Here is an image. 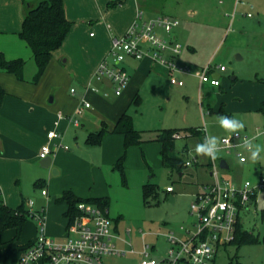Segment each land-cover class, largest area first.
Here are the masks:
<instances>
[{
  "label": "rangeland",
  "instance_id": "374dc122",
  "mask_svg": "<svg viewBox=\"0 0 264 264\" xmlns=\"http://www.w3.org/2000/svg\"><path fill=\"white\" fill-rule=\"evenodd\" d=\"M102 1L71 0L69 4L75 15L79 12V15H91L96 10L94 4L99 6ZM113 1H118V4L111 6ZM242 1L245 4L238 7L233 17L236 0H139L145 17L167 15L178 20L172 31L159 29V32L166 38L177 35L182 57L190 60L191 64L205 66L211 61L214 66L224 65L227 70L221 72L220 86L204 84L201 92L203 105L200 102V79L195 76H180L185 86H164L162 95L146 88L141 102L133 103L129 108L135 126L144 130L143 138L152 137L154 129L160 125L176 128L206 126L207 131L195 135L181 132L177 137L176 154L182 157L184 163L191 162L185 164L181 172L163 165L157 142H147L144 150L139 147L142 145L131 146L124 163L125 180L121 171L114 168L116 161L111 162L115 145L90 143V131L96 129L93 126H72L63 145L69 148L65 152L74 153L77 159L63 164V171L57 176L52 170H42V179H46L51 195L50 202L46 199L48 207L60 204L57 189L62 183L78 190L82 197L92 194L108 196L107 210L112 224L114 227L117 225L119 236L131 242L135 249H141L145 235L144 240L154 245L151 257L161 261L170 246L166 234L174 232L182 235L181 226L188 228L193 225L195 217L190 213V205L195 201L196 193L215 179L211 174L214 169L212 159L197 155V144L203 143L207 136L218 138L220 151L215 160L219 163L225 159L229 168L217 164V169L222 177L230 181H257L264 174V151L253 162L250 152L244 150L247 161L241 162L234 151L227 152L220 147L222 138L233 134L220 127L217 118L221 115L243 121L245 126L239 131L241 134L253 136L259 126H264V113L258 109L264 100V0ZM107 4L110 8L120 5L119 0H107ZM247 12H251L252 16L249 17ZM90 18L93 17L86 21ZM76 84L74 81L67 87L62 86L69 91L71 85L76 89ZM74 116L81 123L87 112ZM252 143L264 147V135ZM148 183L156 185L159 193L146 199L144 185ZM167 186H172L174 191H167ZM25 194V203L29 198L37 204L41 202L39 190L35 192L31 185L25 186ZM47 213V234L65 238L69 224V218L65 220V212ZM240 216L243 220L241 228L258 234L260 242L222 245L214 264H264V198L261 197L257 206H252L250 210H241ZM37 226V220L29 215L19 239H14L15 229L9 228L4 232L0 240V264H18L22 253L18 247L37 236ZM62 228L63 235L59 236ZM128 229L130 232H127ZM141 259L142 255L134 252L103 256L101 261L102 264H142Z\"/></svg>",
  "mask_w": 264,
  "mask_h": 264
},
{
  "label": "crops",
  "instance_id": "0c3cea01",
  "mask_svg": "<svg viewBox=\"0 0 264 264\" xmlns=\"http://www.w3.org/2000/svg\"><path fill=\"white\" fill-rule=\"evenodd\" d=\"M27 1L36 0H0V51L4 53L7 59L23 58L26 60L24 80H20L15 74L0 68V84L6 90L0 109V193L8 206L17 208L23 205L28 210L30 207L29 200L32 198H29L27 203H25V186L31 185L34 191L38 192L39 190L41 195V202L38 204L34 202L33 208L37 211L43 210L48 223L47 212H66L68 205L66 202L58 201L60 203L58 206L48 207L49 203L46 202V199L50 202L49 196L51 195L46 179H42V170L49 169L51 171L53 167H56L58 173L54 174V176H57L63 171V164L70 159H77V155L74 153L65 152L69 148H57L56 146V144H63L70 127L85 128V126H93L96 129L90 131L91 135L106 128L108 132L102 137L101 142L102 145L104 143L115 145L114 153L110 156L111 162L114 163L124 151V135L112 132L119 117L124 112H127L133 118L129 108L133 103L141 102L142 92L146 88L151 89L156 95H162V87H168V85L171 87H183L185 82L182 86L171 84L169 68L163 63L154 60L151 56H146L143 59L128 56L123 62V66L130 74V80L122 94L116 96L111 82L108 79L97 80L95 72L101 62L108 61L112 63L114 61L111 53L112 40L116 36L125 34L135 21L138 11L141 10L139 0H121L122 3L113 8H110L107 0H104L99 6L94 4L96 5V10L91 15H79L80 12L75 15V12L71 11L70 8L69 3H71V0H64L66 16L74 23L63 44L54 51L53 57L38 84L33 83L32 81L38 67L31 46L20 36ZM244 4L235 2L234 10L237 12L238 7ZM91 16L93 18L86 21ZM160 34L165 36L163 33ZM173 37L177 40L176 34ZM173 37L170 36L168 39ZM166 55L179 63L189 64L195 68L202 67L197 64H191V61L185 59L186 57H182L181 53L175 56L170 52H166ZM213 73L219 75V70L216 69ZM182 75L198 77L191 73H180L179 77ZM74 81L77 83V87L75 93L72 94L70 91L73 86L71 85L69 91H66V87ZM200 83V93L204 90L205 83H209L208 85L211 87L220 86L213 85L210 82H201V80ZM91 86L98 87L99 91L93 90L90 88ZM206 89L209 88L206 87ZM105 91H109L110 95L105 96ZM135 97L138 98V102H133ZM83 98L92 104L91 107L84 110V112H87V116L83 119V122L80 123L78 118L79 124L75 125L66 117L60 119L59 123L56 124L59 112L64 113L66 116L76 115ZM200 102L203 105L202 93L200 94ZM133 122L135 126L134 118ZM163 128L176 127L160 125L154 129L152 137L148 138H143L144 130H140L143 141L140 144L142 146L139 147L144 150L147 142L154 141L159 144L161 149V144L156 139L159 130ZM196 128L201 130L202 127ZM52 129L59 132L61 136L49 140L47 133ZM181 132L190 134L188 131L183 130L179 131L180 135L182 134ZM77 135L79 136L78 133ZM47 143H50L53 149L49 154L52 158L49 168L40 164L42 159L40 151L42 146ZM220 162L218 163L219 165ZM227 164L229 168V163L227 162ZM42 189H46L47 194H43ZM67 189H72L77 196L82 197L78 190L68 187L66 183L58 186V196ZM87 197H103V195L92 194ZM239 219L240 222H243L240 215ZM65 220H67L66 216ZM63 228L59 230L61 232L58 233L59 236L63 235ZM114 228L116 230L117 225ZM48 231L52 233L51 228H48ZM34 239L19 245L20 253L24 250L23 248L20 249V247L33 242Z\"/></svg>",
  "mask_w": 264,
  "mask_h": 264
},
{
  "label": "built area",
  "instance_id": "2783aa9c",
  "mask_svg": "<svg viewBox=\"0 0 264 264\" xmlns=\"http://www.w3.org/2000/svg\"><path fill=\"white\" fill-rule=\"evenodd\" d=\"M236 3H245L237 0ZM253 9V6L251 5ZM236 10L233 12L234 17ZM252 16L251 12H247ZM178 25V20L167 15L145 17L142 10L138 11L137 17L125 34L116 36L112 40V55L114 61L101 62L95 72V78L103 81L108 79L113 92L120 95L130 80V74L123 66L126 57L143 59L151 56L169 68V80L173 85H184V80L179 77L180 73H191L198 76L201 82H210L220 85L221 71L226 70L224 65L214 66L210 61L201 68H193L189 64L177 62L168 57L166 52L179 55L182 51L181 44L175 37L168 39L163 37L159 29L166 32L172 31ZM219 70L215 75L214 70ZM99 91L96 86H91ZM75 93V88H71ZM105 96L110 92L105 91ZM91 107V102L82 99L77 113L83 112ZM203 113H205L202 107ZM68 118L75 125L79 124L78 118L72 115L58 113V120ZM258 132L251 136L249 134H232L223 137L221 146L227 152L234 151L241 161H246L244 150L246 141H253L258 136L264 135V126H259ZM201 130L207 131L204 126ZM61 134L55 129L49 130V140L60 137ZM180 136V135H177ZM58 147L67 148L62 143ZM53 149L50 143L42 146L40 157L44 158ZM191 164L186 161V165ZM218 162L212 159L214 169L212 174L215 179L212 183L204 185L196 193V199L190 205V213L195 217L191 227L181 226L182 235L174 232L166 234L170 244L167 255L158 261L151 257L154 245L144 240L141 249H135L133 244L119 236L116 232L108 210L90 202H79V214L69 222L65 238H54L47 234V218L43 210L37 211L33 208L34 201L29 200L28 214L37 220L38 234L33 242L26 247L19 258L18 264H102L101 258L108 255H126L138 252L142 255V264H214L220 246L233 241L236 236V224L241 210H250L257 206L261 197L264 198V174L257 181L246 180L244 182L230 181L222 177L217 169ZM220 166V165H219ZM167 191H174L172 186H167ZM47 194L46 189H42ZM130 232V229L127 230Z\"/></svg>",
  "mask_w": 264,
  "mask_h": 264
},
{
  "label": "trees",
  "instance_id": "16d2710c",
  "mask_svg": "<svg viewBox=\"0 0 264 264\" xmlns=\"http://www.w3.org/2000/svg\"><path fill=\"white\" fill-rule=\"evenodd\" d=\"M119 3H122V1L119 0ZM117 4L118 1L110 3L111 6ZM72 25L73 21L66 16L64 0H36L26 2V13L23 19L20 36L28 42L33 50L38 67L33 78L34 82L40 80L48 63L53 57L54 51L63 44ZM25 64V59H7L4 53L0 51V68L15 74L20 80H24ZM5 95L6 90L0 84V109ZM133 102H138V98L135 97ZM258 109L264 113V100L260 103ZM183 129L188 131L191 135L201 132V130L196 127H187ZM179 131H181L180 128H163L159 130L156 140L161 144L160 157L163 165L181 172L186 163H184L182 157L175 152V142L178 137L177 135H180ZM106 132H108L107 129L103 128L96 134L89 136L88 141L90 143H100ZM112 132L124 135V151L117 158L114 168L119 169L123 178L126 180L124 163L127 157V150L133 145H140L142 143L141 131L134 126L132 116L124 112L119 117ZM158 191L156 185L152 183L144 185V195L146 199L150 196H156L159 193ZM57 200L67 203L68 208L65 212V216L69 218V222L79 214V202H90L106 209L109 206L108 196L79 197L72 189H67L62 192ZM28 217V211L23 205L17 208L8 206L0 193V240L4 232L9 228L15 229L14 239H19ZM257 242H260L259 235L246 228L242 229L240 219L238 218L235 239L228 244ZM30 243L21 246L20 249H25ZM41 264H45V261L42 260Z\"/></svg>",
  "mask_w": 264,
  "mask_h": 264
},
{
  "label": "clouds",
  "instance_id": "9594fccd",
  "mask_svg": "<svg viewBox=\"0 0 264 264\" xmlns=\"http://www.w3.org/2000/svg\"><path fill=\"white\" fill-rule=\"evenodd\" d=\"M217 120L220 127L229 133L238 134L245 126L243 121L235 117L221 115ZM219 143L217 137L207 136L203 143L196 145L195 152L197 155L210 157L215 160L217 153L220 151ZM245 147L250 152V158L253 162L257 161L260 158V153L264 151V147L259 144H253L251 141H246Z\"/></svg>",
  "mask_w": 264,
  "mask_h": 264
},
{
  "label": "water",
  "instance_id": "95a60500",
  "mask_svg": "<svg viewBox=\"0 0 264 264\" xmlns=\"http://www.w3.org/2000/svg\"><path fill=\"white\" fill-rule=\"evenodd\" d=\"M51 163H52V158H51L50 155H48V156L42 158L41 161H40V164H41L43 167H46V168H49V167L51 166ZM220 167H222V168H228V164H227V162H226L225 159H222V160H221V162H220ZM52 172H53V174L58 173L57 168H56V167H53V168H52Z\"/></svg>",
  "mask_w": 264,
  "mask_h": 264
}]
</instances>
